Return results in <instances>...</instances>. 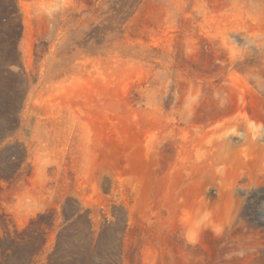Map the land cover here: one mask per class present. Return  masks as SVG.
Returning a JSON list of instances; mask_svg holds the SVG:
<instances>
[{"label": "rangeland", "instance_id": "rangeland-1", "mask_svg": "<svg viewBox=\"0 0 264 264\" xmlns=\"http://www.w3.org/2000/svg\"><path fill=\"white\" fill-rule=\"evenodd\" d=\"M15 9L11 80L0 68V108L14 102L0 115V264H264L262 202L231 237L191 232L177 158L190 104L201 122L230 119L242 102L264 118V0ZM234 23L230 42L220 29ZM79 238L89 260H62Z\"/></svg>", "mask_w": 264, "mask_h": 264}, {"label": "bare ground", "instance_id": "bare-ground-1", "mask_svg": "<svg viewBox=\"0 0 264 264\" xmlns=\"http://www.w3.org/2000/svg\"><path fill=\"white\" fill-rule=\"evenodd\" d=\"M240 26L224 25L220 33L231 42ZM187 108L177 142L178 174L189 186L181 203L186 227L193 233L214 228L231 237L248 226L245 210L251 200L261 201L264 210V118L243 102L223 122L198 121L194 103Z\"/></svg>", "mask_w": 264, "mask_h": 264}, {"label": "trees", "instance_id": "trees-1", "mask_svg": "<svg viewBox=\"0 0 264 264\" xmlns=\"http://www.w3.org/2000/svg\"><path fill=\"white\" fill-rule=\"evenodd\" d=\"M15 10V0H0V30L4 32L3 46L5 48V52L0 55V68L4 70V80H11V76L15 74L11 68L17 63V43L21 36L22 26L18 21ZM10 99L11 98H7V100L3 101L2 105L4 108H0V115L7 114L9 117L13 115L10 107L14 106V102H10ZM65 217L66 221H68L66 208ZM63 232L64 231H62L61 234ZM68 243L69 245L73 244L77 248V252H74L71 256L62 260H89V256H87L85 252L87 246V241L85 239H73ZM62 244H64V238H62L61 235L58 240V246L60 247Z\"/></svg>", "mask_w": 264, "mask_h": 264}, {"label": "clouds", "instance_id": "clouds-1", "mask_svg": "<svg viewBox=\"0 0 264 264\" xmlns=\"http://www.w3.org/2000/svg\"><path fill=\"white\" fill-rule=\"evenodd\" d=\"M188 242H189V243H195L196 241H195L193 238L189 237V238H188Z\"/></svg>", "mask_w": 264, "mask_h": 264}]
</instances>
